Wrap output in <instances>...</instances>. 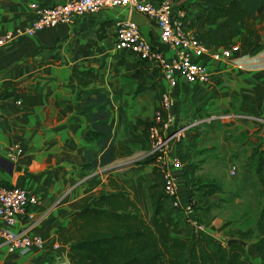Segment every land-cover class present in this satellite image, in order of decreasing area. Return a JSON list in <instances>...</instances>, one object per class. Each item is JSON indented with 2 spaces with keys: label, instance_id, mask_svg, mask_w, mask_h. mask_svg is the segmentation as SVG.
I'll return each mask as SVG.
<instances>
[{
  "label": "crops",
  "instance_id": "1",
  "mask_svg": "<svg viewBox=\"0 0 264 264\" xmlns=\"http://www.w3.org/2000/svg\"><path fill=\"white\" fill-rule=\"evenodd\" d=\"M65 1L0 0V36L6 31L23 28L35 17L31 3L46 6ZM145 1L159 3L161 0ZM171 1L175 10L184 13L190 32L197 34L201 25L209 27L198 15L201 9L212 6L211 3L205 0ZM131 13L127 7H103L95 12L76 15L67 23L37 31L32 36L18 35L0 46V183L17 185L37 195L38 204L28 209L31 217L19 218L12 229L22 231L30 228L31 234L43 239L42 245L34 246L24 254H11L0 246V264H72L67 246L56 239L57 230L67 223L85 196L111 191L108 181L115 172L107 178H103V174L109 172H99L100 183L94 187L85 181L87 176L82 175L90 120L85 107L87 98L81 96V87L76 83L69 84L73 70L103 69L104 86L112 100L116 143L126 153L127 148L135 145L143 149L141 156L149 155V147H142L144 123L152 120L167 83L156 65L140 60L130 51L115 49L114 22L130 19ZM139 14L143 19L139 25L143 36L166 58L173 57L175 49L163 44L155 24ZM258 14V31L252 48H239L228 59L207 60L212 68L219 71L217 82L199 85L179 77L172 90L175 102L172 113L180 110L186 116L194 117L198 112L213 113L212 120H198L200 124L206 122L202 126L204 131L195 126L191 129L193 122L186 124L190 130L186 131L182 142H170L167 149L169 159H179V152L187 154L197 166L194 177L201 182L217 183L216 178L219 177V173L209 174V152L231 161V155L240 152L237 151L239 147L241 150L249 149L253 158L257 156V150H264L263 125L240 118L209 122L221 119L215 114L222 112L264 118V13L259 11ZM104 23L109 24L103 26ZM85 51L91 52L87 55L81 53ZM25 87L31 90L27 98L28 110L19 106V93ZM14 145L22 148L17 161L7 157V152ZM185 163L178 169L169 164L176 177L181 204L174 210L181 234L190 238L195 230L194 224L198 223L214 237L210 229L222 219L213 218L212 200L220 197L221 193L203 197L198 191L190 192V182L184 173ZM233 163L234 160L230 165ZM205 165L206 170L203 169ZM154 166L153 159L130 177L147 221L153 213L154 199L160 197L165 207L170 208L162 189L159 168L156 166L154 169ZM96 173L98 171L93 174ZM189 200L195 205L191 215L183 209Z\"/></svg>",
  "mask_w": 264,
  "mask_h": 264
},
{
  "label": "trees",
  "instance_id": "2",
  "mask_svg": "<svg viewBox=\"0 0 264 264\" xmlns=\"http://www.w3.org/2000/svg\"><path fill=\"white\" fill-rule=\"evenodd\" d=\"M212 6L201 9L199 18H204L208 28L201 25L198 39L208 47L230 48L235 44L248 50L255 43L258 12L264 13V0H205ZM222 21V22H220ZM109 23H104L103 26ZM104 36V35H103ZM91 51L81 52L87 55ZM219 79L215 78L217 82ZM81 87L80 94L86 97V112L90 128L86 136L81 165L86 182L99 185V175L93 174L100 167L111 164L125 154L116 143V131L112 117V100L104 86L102 68L75 69L69 77V84ZM28 87L19 93V106L28 110ZM142 132L143 148L149 147L148 128L152 121L145 122ZM254 162L256 172L264 184V150H257ZM154 157L150 158V162ZM184 164V173L190 182L189 191L213 196L219 191L215 182H201L194 177L196 164L190 157L179 152ZM110 192L90 194L80 200L65 225L57 230V241L66 245L72 264H251L246 248L234 243L226 246L204 230L193 231L190 238L181 234L173 208L165 207L158 197L153 200V213L147 221L138 204V197L125 177L116 172L108 181ZM195 206V205H194ZM251 240L249 245L264 264V220L259 219L257 230L233 229L226 234Z\"/></svg>",
  "mask_w": 264,
  "mask_h": 264
},
{
  "label": "built area",
  "instance_id": "3",
  "mask_svg": "<svg viewBox=\"0 0 264 264\" xmlns=\"http://www.w3.org/2000/svg\"><path fill=\"white\" fill-rule=\"evenodd\" d=\"M30 7L34 10L35 17L23 28L6 31L1 35L0 46L18 35L32 36L37 31L67 23L76 15L95 12L103 7H127L152 21L159 31L160 41L175 49V55L166 58L158 47L143 36L139 26L129 18L114 22L115 49L130 51L140 60L156 65L167 83V88L161 93L160 102L153 114L152 125L148 128L150 142L148 154L158 152L154 161L160 171L163 192L169 200L170 207L178 209L181 204L177 196V182L169 169V164L178 169L181 168L182 163L178 158L169 159L167 149L171 141L184 137L189 126H180L176 115L171 111L174 106L172 90L176 87L179 77L199 85L214 82L215 78L219 77V71L212 68L207 60L228 59L234 51L239 49V45L217 49L206 46L198 39L197 34L187 29L184 13L181 10H175L171 0H161L159 3L145 0H67L46 6L31 3ZM219 118L252 120L264 126V118L245 113L226 112ZM21 154L22 148L14 145L7 152V157L17 161ZM229 173L231 175L237 173L236 163L230 165ZM38 202L39 198L35 193L17 185L8 186L0 183V246L5 247L8 253L24 254L34 246L43 244L42 237L31 234L30 228L22 231L12 229L19 218L31 217L28 209ZM183 209L186 214L191 215L194 202L189 200ZM194 225L195 230H203L201 224Z\"/></svg>",
  "mask_w": 264,
  "mask_h": 264
},
{
  "label": "rangeland",
  "instance_id": "4",
  "mask_svg": "<svg viewBox=\"0 0 264 264\" xmlns=\"http://www.w3.org/2000/svg\"><path fill=\"white\" fill-rule=\"evenodd\" d=\"M173 107L175 108V102ZM175 111L174 113L177 117V121L180 126L193 122L194 125L190 128L193 129L192 127L195 126L194 128L199 127L200 129H202V131L205 130V128L202 126L205 125L206 122L200 124L201 122L199 121L202 119L206 120L207 118H210L213 114L210 112L200 113L197 110L196 112H198V114L194 117L192 115L186 116L184 112L180 110L176 112ZM225 113L226 112L216 113L215 115L220 116ZM210 120L212 119L210 118ZM220 120L222 119H217L209 122L214 123ZM190 128H188L187 130L189 131ZM182 139L175 140L176 144H180L182 142ZM140 147L132 145L130 148L126 149L127 153L125 152L126 154L124 156L116 159V161L113 162L112 165H108V168L107 166L106 168L100 167L96 171L101 172L103 168L107 169V171H102V173H100L103 174L109 172V174L107 175L103 174V178H107L114 172H116L119 176L125 177L130 180V183L133 186L130 179L131 174L134 173L135 170H138V168L144 167L150 158L158 156V152L151 153L148 156H141V150L143 149H141ZM237 151L240 152L231 155L232 160H234L237 164V173L235 175H231L229 173L230 162L232 160H224L218 156H213L214 154H212L211 152H209L207 156L209 158V174L215 175L216 173H219V175L216 174L219 176L218 178H216V184H218L220 188L217 193H221L220 197L216 198V196L215 199L212 200V216L213 218H221L222 221L217 223L216 227L210 229V232L214 234V237H216V239H218L219 241H224V243L225 239L227 238L225 234L228 231L237 228L242 230L252 228L256 232L258 220H264V184H262L261 179L256 172V166L254 164V161L258 158V155L253 158L251 155H249V152H251L249 151V149L241 150V147H239ZM201 154L204 155L205 151H201ZM203 155H200V157H204ZM155 167L156 166H154V169L157 168ZM203 169L206 170L207 166H203ZM100 174L97 173V175ZM139 179L141 178L139 177ZM139 184L140 182H138L137 186ZM252 241H254V238L246 241V251L250 263L260 264V259L258 255L256 254L255 250L251 247V245H249V243Z\"/></svg>",
  "mask_w": 264,
  "mask_h": 264
},
{
  "label": "water",
  "instance_id": "5",
  "mask_svg": "<svg viewBox=\"0 0 264 264\" xmlns=\"http://www.w3.org/2000/svg\"><path fill=\"white\" fill-rule=\"evenodd\" d=\"M130 20L132 22H134L135 24H137L138 26L141 25L142 21H143L142 16L138 12H136L134 10L132 11V13L130 15ZM102 171H107V169H103ZM102 171L100 173H102ZM234 243L240 244V245H242L245 248L247 247V242L242 240V239H240V238L231 237V238H226L225 239V244L228 247L231 246Z\"/></svg>",
  "mask_w": 264,
  "mask_h": 264
}]
</instances>
